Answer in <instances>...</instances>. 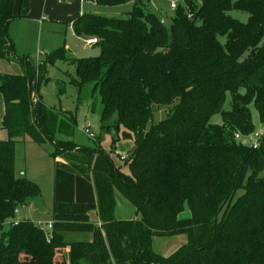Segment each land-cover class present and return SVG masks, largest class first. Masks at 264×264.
<instances>
[{
    "label": "trees",
    "instance_id": "trees-1",
    "mask_svg": "<svg viewBox=\"0 0 264 264\" xmlns=\"http://www.w3.org/2000/svg\"><path fill=\"white\" fill-rule=\"evenodd\" d=\"M94 1L133 2L127 17L82 13L71 22L77 36L97 39L99 53L75 58L58 47L34 63L15 55L8 34L22 10L14 15L15 0H0V58L22 69L0 73L7 131L0 225L41 195L36 182L14 174L16 143L54 146L51 229L17 221L0 237V264H264V133L256 148L234 137L253 131L251 105L264 126V0H185L168 27L145 8L149 0ZM230 10L247 12V20ZM56 60L74 64V85L90 84L98 95L100 128L122 126L131 139L122 164L98 137L96 148L54 138L72 135L75 122L38 93ZM163 105L164 117L154 121ZM215 114L221 124L210 122ZM116 192L138 218L115 217ZM185 206L189 216L181 218ZM174 235L186 241L166 255L153 250L154 236Z\"/></svg>",
    "mask_w": 264,
    "mask_h": 264
},
{
    "label": "rangeland",
    "instance_id": "rangeland-1",
    "mask_svg": "<svg viewBox=\"0 0 264 264\" xmlns=\"http://www.w3.org/2000/svg\"><path fill=\"white\" fill-rule=\"evenodd\" d=\"M171 1L181 5L185 2V0H149L148 5H146V1L143 3L146 9L153 11L168 27L174 15V10L170 8ZM132 7L133 2L104 6L94 0L83 2L81 0H15L14 15H17L20 10L23 15L11 20L8 34L12 39L15 55L26 56L34 63L58 47H65L67 53L75 58L95 56L99 53L98 46L96 44L85 45L86 37H79L72 31L70 23L73 19L80 13L127 17ZM228 13L241 22H245L248 17V13L245 11L230 10ZM220 40L223 42L224 38L221 37ZM21 70L18 62L0 58V73L17 74ZM75 78L74 64L56 60L48 64L46 77L39 86L38 93L48 108L59 115L64 111L74 114L75 122L72 123L74 128L72 135L66 137L55 133L54 138L70 139L79 145L96 148L95 138L84 132V129L88 127L95 137H98L100 148L110 156L113 163L116 166L122 164L120 155L130 150L131 139L122 136L124 130L122 126L118 131L111 128L109 132L100 128L101 105L99 97L98 95L91 96L90 84H84L81 88L74 85L73 79ZM58 87L63 92L61 95L57 94ZM35 99L34 96L33 101ZM223 107L229 109V95H227ZM166 108L165 105L156 108L153 120L157 121L163 118ZM250 113L254 126L252 132L263 130L264 133V126L260 123L258 112L253 105L250 106ZM210 122L221 124L220 114L211 116ZM1 132L4 133V136L0 137V140H6L7 131L0 125ZM112 140H114L113 145ZM237 141L240 142V139ZM241 142L248 144L249 139L242 137ZM53 150L54 146L51 142L44 145L31 141L16 143L13 151L14 174L24 175L27 179L36 182L41 190V197L33 200V205L30 207L26 205L24 208H17L15 214L0 225V237L3 233L8 234L13 223L19 220L33 221L45 230L47 229L45 224L52 222L53 159L51 153ZM115 199L117 210L114 215L117 219H128V216L138 218L135 208L117 192ZM120 215L124 218H120ZM179 216L181 218L189 216L186 206ZM185 241L184 235L154 236L152 246L155 252L166 255L179 242Z\"/></svg>",
    "mask_w": 264,
    "mask_h": 264
},
{
    "label": "built area",
    "instance_id": "built-area-1",
    "mask_svg": "<svg viewBox=\"0 0 264 264\" xmlns=\"http://www.w3.org/2000/svg\"><path fill=\"white\" fill-rule=\"evenodd\" d=\"M82 2L83 1H86V0H81ZM176 6H177V4L175 3V2H170V8L171 9H175L176 8ZM95 43H97V39L95 38V37H89V38H86L85 39V45H93V44H95ZM39 60H37V62H38ZM263 131V130H262ZM262 131H254V132H252V133H250V134H248V135H241V134H239V133H236L235 135H234V137L237 139V140H239L240 139V142H241V139H242V137H246V138H248L249 139V143H248V145L249 146H251V147H253V148H256L258 145H259V141H260V138H261V136H262V134H263V132ZM84 132L86 133V134H88L90 137H93V138H95V135L89 130V128L88 127H86L85 129H84ZM242 143V142H241ZM242 144H244V143H242ZM127 157H128V153H124V154H122V155H120V160L121 161H124V160H126L127 159ZM26 205H21V206H19V207H21V208H24ZM19 207H17V208H19ZM17 208H16V210H15V212L17 211ZM15 223H17V221L16 222H14L13 224H15ZM46 226H45V228H47V229H51V223L49 222V223H46L45 224Z\"/></svg>",
    "mask_w": 264,
    "mask_h": 264
},
{
    "label": "crops",
    "instance_id": "crops-1",
    "mask_svg": "<svg viewBox=\"0 0 264 264\" xmlns=\"http://www.w3.org/2000/svg\"><path fill=\"white\" fill-rule=\"evenodd\" d=\"M81 14V13H80ZM70 26H71V23H70ZM65 48V47H64ZM66 49V48H65ZM70 56H72V55H70ZM8 60V59H7ZM39 60V59H38ZM9 61H15V60H9ZM17 62V61H16ZM37 62V61H36ZM21 73V72H20ZM20 73H17V74H20ZM3 113H4V102H3V97H2V94H1V92H0V125H2V116H3ZM4 136V133L3 132H1L0 133V137L2 138ZM52 193H53V187H52ZM41 197V196H40ZM32 202H33V200H32ZM33 205V203H31L30 205H28L29 207L30 206H32ZM117 210V201H116V206H115V210H114V214H115V211ZM120 218H124V217H121V215H120ZM131 218H134V217H131V216H128V219H131ZM91 220L93 221V222H96V224H99V220H98V218H97V215H96V212L95 211H93V212H91ZM77 238H82V237H89V235H87V236H80V235H77L76 236ZM76 237H74V238H76Z\"/></svg>",
    "mask_w": 264,
    "mask_h": 264
}]
</instances>
